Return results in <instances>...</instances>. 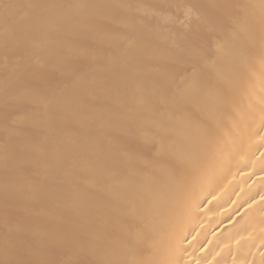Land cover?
Returning <instances> with one entry per match:
<instances>
[{"label": "bare ground", "instance_id": "1", "mask_svg": "<svg viewBox=\"0 0 264 264\" xmlns=\"http://www.w3.org/2000/svg\"><path fill=\"white\" fill-rule=\"evenodd\" d=\"M0 264H264V0H0Z\"/></svg>", "mask_w": 264, "mask_h": 264}]
</instances>
